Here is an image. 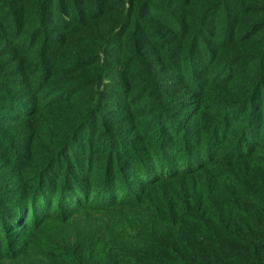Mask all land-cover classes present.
I'll return each instance as SVG.
<instances>
[{"label":"trees","instance_id":"1","mask_svg":"<svg viewBox=\"0 0 264 264\" xmlns=\"http://www.w3.org/2000/svg\"><path fill=\"white\" fill-rule=\"evenodd\" d=\"M0 264H264V0H0Z\"/></svg>","mask_w":264,"mask_h":264},{"label":"rangeland","instance_id":"2","mask_svg":"<svg viewBox=\"0 0 264 264\" xmlns=\"http://www.w3.org/2000/svg\"><path fill=\"white\" fill-rule=\"evenodd\" d=\"M259 152H263V150H259Z\"/></svg>","mask_w":264,"mask_h":264}]
</instances>
